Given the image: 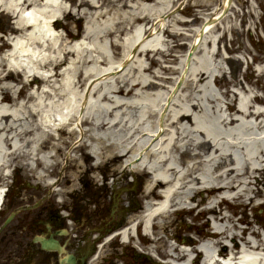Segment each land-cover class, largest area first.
<instances>
[{"label":"bare ground","instance_id":"obj_1","mask_svg":"<svg viewBox=\"0 0 264 264\" xmlns=\"http://www.w3.org/2000/svg\"><path fill=\"white\" fill-rule=\"evenodd\" d=\"M219 1L213 14L200 10L203 20L195 26L199 12L195 17L173 13L175 0H0V11L19 19L7 24L9 30L0 29V171H10L12 162L21 158L26 170L48 186L65 146L70 147L67 160L78 161L77 168L88 158L95 160L96 169L103 160H119L114 169L148 176L142 190L145 207L130 216L120 234L104 242L118 236L131 240L135 225L142 226L139 235L157 242L162 236L156 228L172 208L201 207V218L208 216L204 223L210 225L195 227L203 233L197 257L192 259L195 247L172 244L166 264H264V230L252 222L241 227L219 208L226 200L253 201L264 190L253 189L257 174L264 175V95L257 92L263 86L264 64L258 66V80L250 78L248 85L225 77L217 59L218 31L229 32L237 23L219 24L232 13L238 19L242 8L236 0ZM254 3L250 5L257 11ZM105 5L108 9L101 10ZM73 7L90 19L82 40L74 22L64 25L56 17L59 11L71 13ZM110 11L113 16L105 18ZM167 13L173 14L165 21ZM188 22L187 27L181 25ZM60 26L67 29L66 37L58 33ZM178 34L185 41L171 46L170 36ZM10 35L13 41L6 39ZM235 41L232 38L231 51L236 50ZM195 42L193 58L186 62ZM164 51L175 63L167 66L169 75L161 68L152 70V64L161 61L156 55ZM37 52L49 55L39 58ZM44 68L51 73L42 74ZM222 77L227 79L225 91L219 89ZM43 83L48 89H42ZM69 168L71 173L63 177L70 185L54 190L59 201L78 186L77 177L71 178L77 168ZM7 175H2L5 181ZM141 182L137 176L135 187Z\"/></svg>","mask_w":264,"mask_h":264},{"label":"rangeland","instance_id":"obj_2","mask_svg":"<svg viewBox=\"0 0 264 264\" xmlns=\"http://www.w3.org/2000/svg\"><path fill=\"white\" fill-rule=\"evenodd\" d=\"M236 2L239 5L238 8H242V11H240L241 9L239 10L240 16H238V19L235 20L234 14L232 13L231 17H229L227 21H225V22L221 21L219 24L221 26L222 24L226 25V23H227V26H229V25L231 26V24L233 25L234 23H237V24H234V27H232V30H230L229 32H226L227 35L224 32V30L218 31V33L221 35V40H220L221 52H220V55L218 56L217 59H219V61L221 62L220 64L223 66V70L226 71V73H225L226 78H228V79L229 78H238V79L243 80V82H246L250 78L256 79V73L254 74L251 71H250L251 72L250 73L249 70L247 72H244V70H243L244 69V63L242 61L243 60L242 59L243 58L242 57L243 51H241L240 53L235 52V51H231L232 38H236V41L233 44H235V46H238V47H236L237 51L239 50V47H241V46L243 47V44L245 45L244 48H247L249 46V44H251V46H253L258 53L261 52L263 54L264 53V45H263L264 44V40H263L264 36H261V34L264 35V30L261 31L259 29V26L257 27V25L255 24L256 19H255L254 15L250 12L249 4L247 3V1L236 0ZM219 3H220L219 0H175V6H174V9L172 12L173 13L181 12L182 14H185V16H188V17L198 16L197 12H199V17L196 18L195 23H192L193 25L195 24V26H196V25H199L202 23L203 16H204V14H202L200 10H204V12L207 10L209 13L213 14L214 7H216ZM241 3L243 4L242 6H241ZM38 7L39 6H36V8H38ZM238 8L237 7L234 8V10H233L234 13L236 11H238ZM107 9L108 8L106 5L103 8H101V10H107ZM60 12L61 11L57 12L56 17H59L62 20V23L64 25L67 22H75L77 24L76 26H78V27H76L77 29H75V31L79 32L80 35L84 34V30L88 26L90 19L84 18L80 13H78V11L75 7L72 8L71 13H67L66 15L61 14ZM169 13L162 16V18H164L165 21H168L169 19H171V15L173 13L171 15H169ZM111 16H113V13L110 11L107 14V17L105 16V18H111ZM245 18H246V20H245ZM4 20H5V23H4ZM18 20H19L18 17H15L12 12H9V11L1 12L0 11V29H1V31L9 30L7 27V24L10 27L11 24H17ZM262 22H264V17H263ZM242 24H244V25H242ZM181 25L187 27L190 24L188 22V24H181ZM250 26H251V29L249 30ZM262 29H264V27H262ZM153 32L154 31H152V33ZM58 33L60 35H65L66 28L64 26H60ZM6 38H9V36H7ZM170 38H171L170 39V45L171 46L174 44L185 41V39L183 38V35H179V34L176 35L175 37L170 36ZM80 42H82V41H80ZM241 43H243V44H241ZM223 46L230 49V51L227 50L228 51L227 52L226 49H223ZM176 49H177L176 46L172 47V49H171V50H173L172 54H175L177 52ZM50 53H55V52L50 51ZM37 54H39L38 56L40 58H42V57L49 55V52H37ZM168 54H169L168 51H164L163 55H156V57H157L156 60H158V58H159V59H161V61L158 60V62L153 63L152 64V66H153L152 70L161 68L164 71V74H168V72L166 70H168V71H171V70L169 69L170 67H167V66L175 65L174 62H169V60L171 58ZM221 59H223L224 62ZM66 67H67V65L63 66L61 71L64 72ZM47 72H49V71L41 70L42 74L47 73ZM176 75H178V73H176L175 76ZM173 76H174V74H173ZM225 77H222L223 80L219 83V89L222 91H225L228 88L225 85V81H227V79ZM20 78H21V76H20ZM172 80L173 79H171V81ZM52 84L53 83H51V85ZM22 85L23 84L20 83V84H18V87H21ZM49 86L50 85L48 83H45V84L43 83L42 89H45V88L48 89ZM86 89L87 88H85V90ZM85 90H83V92ZM262 93L264 94V88L261 90L260 94H262ZM13 95H15V94L13 93ZM25 95H26V93H25ZM68 149L65 146L62 150H60V151H62V154L60 156V164H58L56 166L57 174H59L61 171H63V173L69 174V173H71V171H70L71 169L69 167L71 166L72 168H74L73 170H76L77 165L79 164V163H77L78 161L77 162L73 161V160H70L69 162L66 161L67 160L66 159V151ZM85 149L86 148H83L77 155H81V153ZM18 160H19L18 162H20V163H23V161L25 163V160H21V158ZM107 161H104V163H106L107 165H110L106 169L108 176L110 177L112 174L116 173L114 175V177L117 176V177L122 179V177H124V169L123 168H122L123 170L116 169L117 170L116 172L113 169L116 165L120 164V161L119 160L118 161L113 160V159H107ZM79 162L81 163V165L83 167L77 168L78 174L76 176H72L71 178L77 177V179H78L81 176L80 179H83V175L86 173H89L88 171L90 169V166H91L93 160H92V158H88L86 161H79ZM23 165L25 166V164H23ZM65 165H67L66 168H63ZM18 168L23 169V168L17 166L16 169H18ZM80 173H81V175H80ZM139 173L144 174L142 172H139ZM95 176H96V173H95ZM257 178L259 179L257 181L258 183L253 185V189H255V188H263L264 189V175L261 173H258ZM10 179H12V177H10ZM147 179H148V176L146 174H144L143 178H142V184L143 185H145ZM62 183L65 185L64 181ZM114 183H115V181H113V185H114ZM253 193L254 192L251 191L249 193V195H252ZM142 195H143V192L140 194V198L137 197V199H139L141 201V203H142V199H143ZM196 198L199 201L201 197H200V195H197ZM244 201L245 200H228V201H225L223 204H221L219 208H222L223 212L228 213L233 219H235L241 227L250 226V222H252L255 227H257V228L261 229V231H263V227H264V204H263V202H264V190H263V193L261 195L254 197L253 201H245V202ZM200 209H201V207H199L193 211L178 210V211L174 212L172 215H170L169 218H166L165 223L162 224L161 226H159L157 231H156L158 233V235L162 236V238L160 240H158L157 242H155V243H157V248L155 246H152L150 251L154 252L155 254L158 251L159 253H163L164 256L167 255L166 253H167L169 243H171V244L180 243L179 240H177L176 243L172 242L170 239L172 236H179L180 240H182V237H184V236H189V237L193 236L192 238H194L195 240L197 238H201L203 235L202 231H198V229L196 230L195 227L202 226L204 228H209L210 224H209V222L204 223L207 220L208 216L206 218H201V214L199 213ZM139 210H141V209H138L137 212H141ZM166 224H168V226H166ZM238 230H240V229H238ZM230 240H231V237H229V239H227V242H230ZM147 246L148 245L141 244V249H144L145 251H149V248L147 249ZM224 246H225V244H224ZM121 247L122 246H120V244L118 242H115V241H111V242L107 243L103 248H101L100 253L98 254V257L92 262V264H96L97 261H99V260H101V262H102L101 264H116V262H118V259L116 258V255L114 253H120V252L132 253L133 250L135 249L131 246H127V249H126L127 251H126V250L121 249ZM181 247L183 248V247H187V246L181 245ZM129 256H131V255L125 256L124 257L125 260L132 259V261H134L132 257L128 258ZM148 263H149V261H148Z\"/></svg>","mask_w":264,"mask_h":264},{"label":"flooded vegetation","instance_id":"obj_3","mask_svg":"<svg viewBox=\"0 0 264 264\" xmlns=\"http://www.w3.org/2000/svg\"><path fill=\"white\" fill-rule=\"evenodd\" d=\"M33 196L11 193L0 210V264H91L98 250L96 230L111 229L113 223L105 226L103 219L95 228L100 211H94L86 215L88 223L73 217L70 224L61 206L37 203ZM11 214L13 219L6 223ZM138 262L145 264L146 258L139 257Z\"/></svg>","mask_w":264,"mask_h":264}]
</instances>
